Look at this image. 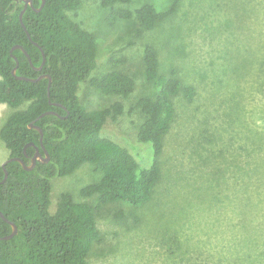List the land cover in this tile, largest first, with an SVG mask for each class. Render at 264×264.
<instances>
[{
    "label": "rangeland",
    "instance_id": "1",
    "mask_svg": "<svg viewBox=\"0 0 264 264\" xmlns=\"http://www.w3.org/2000/svg\"><path fill=\"white\" fill-rule=\"evenodd\" d=\"M82 1L70 15L97 37L98 67L91 78L111 72L114 57L127 60L120 69L137 73L136 91L123 100L126 115L108 123L107 136L119 142L134 137L146 45L155 46L162 64L180 66L183 80L196 88L191 101L183 96L177 102L152 202L135 214L127 207L99 211L103 239L88 264H264V0H183L171 22L150 32L136 18L111 27L110 9L99 0ZM147 3L167 6L166 0H133L121 8L135 12ZM78 94L89 110L122 101L88 82ZM12 112L0 103V134ZM149 151L147 162L137 156L144 167L153 161ZM8 159L0 137V165ZM97 180L90 164L53 180L52 211L67 192L77 202L94 203L80 191ZM124 209L127 218L120 217Z\"/></svg>",
    "mask_w": 264,
    "mask_h": 264
},
{
    "label": "trees",
    "instance_id": "2",
    "mask_svg": "<svg viewBox=\"0 0 264 264\" xmlns=\"http://www.w3.org/2000/svg\"><path fill=\"white\" fill-rule=\"evenodd\" d=\"M99 1L111 10L107 17L111 27L136 18L146 32L171 22L183 2L166 0V7L147 3L132 12L121 6L133 0ZM32 2L34 8L28 7L25 12L23 27L20 15L25 2L0 0V103L13 110L0 137L9 159L21 158L29 165L36 147L45 156L40 132L28 127L35 122L44 132L50 161L37 163L32 171L15 161L6 165L8 179L0 185V212L17 226L18 233L3 240L13 228L0 216V264H88L89 254L103 239L97 221L99 211L107 206L127 207L135 214L152 202L163 177L166 141L178 119L177 102L183 96L191 101L196 88L183 80L180 66L162 64L155 46L146 45L139 71L145 92L135 101L140 117L133 123L134 137L119 142L107 136L108 123L126 115L123 100L129 101L136 91L137 73L120 69V64L128 62L114 57L110 60L111 72L91 78L98 67V40L70 15L82 7L83 1L46 0L40 12L36 9L43 0ZM17 46L26 50L33 66L21 49H14ZM42 51L46 63L38 71L44 60ZM14 57L19 61L18 77L38 80L49 75L51 87L48 78L28 82L14 77ZM86 82L93 90L122 101L89 110L78 94ZM135 108L130 107V116ZM48 112L58 115L47 114L38 120ZM150 147L153 161L144 167L137 156L150 160L145 155L150 154ZM85 164L94 167L98 180L83 187L80 194L95 198V202H77L67 192L61 194L52 211L53 180L72 175ZM4 178L0 165V183ZM118 211L120 217L127 218V209Z\"/></svg>",
    "mask_w": 264,
    "mask_h": 264
},
{
    "label": "water",
    "instance_id": "3",
    "mask_svg": "<svg viewBox=\"0 0 264 264\" xmlns=\"http://www.w3.org/2000/svg\"><path fill=\"white\" fill-rule=\"evenodd\" d=\"M23 1L25 2V8H24V10L22 11V13H21V15H20V21H21L22 26L24 27V24H23V17H24V14H25V12L27 11V9H28L29 6L32 7V8H34V6H33V2H32V0H23ZM45 3H46V0H43L42 6H41L39 9H37L36 11H37V12H40V11L44 8ZM14 49H21V50L26 54V56L28 57V59H29L31 65L33 66V63H32V61H31L30 56L28 55V53L26 52V50H25L22 46H17V47H15ZM40 49H41V48H40ZM41 50H42V49H41ZM42 53H43V56H44V60H43L42 65H41L39 68L36 69V70H38V71H41V70L43 69L45 63H46V56H45V54H44L43 51H42ZM14 59L16 60V67H15L14 70H13V76H14V77H16V78H17L18 80H20V81H28V82H36V81H38V80H33V79H30V78H26V77H18V76H17V72H18V68H19V61H18V59H17L16 57H14ZM44 78H48V79L50 80V82H49V88H50V87H51V84H52V79H51V77H50L49 75H43L42 77L39 78V80L44 79ZM47 114H55V113H54V112H48V113H45V114H43L42 116H40V117L38 118V120H40L41 118H43V117L46 116ZM28 127H29V129H35V130H37V131L40 132V135H41V139H40L41 147L44 149L45 156H43V155L40 153V149H39L38 147H36L37 153H36V156L32 159V163H31L30 165H27V164L24 162V160H22L21 158H12V159H9V160L6 161L4 164H2V167H3L4 171H5V178H4V180L0 183V185H1V184H4V183L7 181V179H8V171H7V169H6V165H7L9 162H14V161H15V162H19V163L23 166L24 170H26V171H32V170L35 168V166H36V164H37L38 162H41V163H48V162L50 161V156H49L48 152L46 151V149H45V147H44V132H43V130H42L39 126H37V125L35 124V122L31 123ZM30 145H31V146H35V145H33V144H30ZM30 145H29V146H30ZM0 216H1L5 221L9 222V223L11 224L12 228H13V232H12V234L9 235V236L4 237V238H2V239H3V240H9V239H12V238L18 233V228H17V226H16L14 223L10 222V221H9V220H8V219H7L2 213H1V212H0Z\"/></svg>",
    "mask_w": 264,
    "mask_h": 264
},
{
    "label": "flooded vegetation",
    "instance_id": "4",
    "mask_svg": "<svg viewBox=\"0 0 264 264\" xmlns=\"http://www.w3.org/2000/svg\"><path fill=\"white\" fill-rule=\"evenodd\" d=\"M33 6H34V5H33ZM29 7H30V6H29ZM36 10H37V9H36ZM36 69H37V68H36ZM41 71H42V70H41ZM41 77H42V76H41ZM38 81H39V78H38ZM55 114H56V113H55ZM56 115H58V114H56ZM36 153H37V150H36ZM40 153H41V152H40ZM35 156H36V154H35ZM35 156H34V157H35ZM34 157H32V158L30 159V164L32 163V159H33ZM8 160H9V159H8ZM8 160H7V161H8ZM38 163H39V162H38ZM40 163H41V162H40ZM30 164H29V165H30ZM36 165H37V164H36ZM35 167H36V166H35Z\"/></svg>",
    "mask_w": 264,
    "mask_h": 264
}]
</instances>
